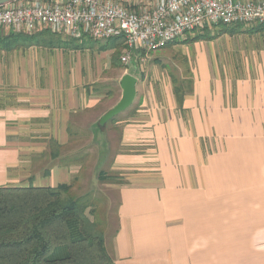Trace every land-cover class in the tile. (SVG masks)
<instances>
[{"label": "crops", "instance_id": "0c3cea01", "mask_svg": "<svg viewBox=\"0 0 264 264\" xmlns=\"http://www.w3.org/2000/svg\"><path fill=\"white\" fill-rule=\"evenodd\" d=\"M218 34L233 40L237 60L214 65L203 39L181 48L187 88L184 77L142 73L165 67L164 50L126 65L116 39L1 46L0 185L69 184L78 165L59 159L89 131L98 161L122 181L104 233L114 264H264V24ZM125 73L137 78L135 97L106 136L94 126L121 98ZM50 140L64 146L58 158Z\"/></svg>", "mask_w": 264, "mask_h": 264}, {"label": "built area", "instance_id": "2783aa9c", "mask_svg": "<svg viewBox=\"0 0 264 264\" xmlns=\"http://www.w3.org/2000/svg\"><path fill=\"white\" fill-rule=\"evenodd\" d=\"M128 1V2H126ZM135 5V6H134ZM264 24V0H12L0 5V29L64 37H122L123 64L163 48L188 31L219 25Z\"/></svg>", "mask_w": 264, "mask_h": 264}, {"label": "trees", "instance_id": "16d2710c", "mask_svg": "<svg viewBox=\"0 0 264 264\" xmlns=\"http://www.w3.org/2000/svg\"><path fill=\"white\" fill-rule=\"evenodd\" d=\"M238 25L219 26L228 30ZM0 39L7 47H54L76 40L48 29L34 33L9 31L0 34ZM112 39L124 46L122 37L106 40ZM199 39L203 34L186 40ZM173 90L180 103L185 91L181 85ZM63 148L50 140V158H58ZM79 160V153H74L59 159V163L78 165ZM73 181L55 187L37 186L32 181L25 186L0 185V264H114L104 243L103 227L93 216L92 201L72 194Z\"/></svg>", "mask_w": 264, "mask_h": 264}, {"label": "rangeland", "instance_id": "374dc122", "mask_svg": "<svg viewBox=\"0 0 264 264\" xmlns=\"http://www.w3.org/2000/svg\"><path fill=\"white\" fill-rule=\"evenodd\" d=\"M246 25V24H240ZM252 25V24H251ZM246 25V26H251ZM255 25V24H254ZM222 28L221 26L218 27H211L208 30L203 29H195L192 31H188L179 38H177L176 43H171L163 48L152 50L151 53H159L162 52L163 54L159 57L161 63L165 64L164 68H160L155 66L154 69L149 70L147 69V65L140 69L142 73L145 74L147 77L149 76H166L168 73L171 77L180 78L184 77L185 84L184 87L187 88L186 81H188V74L185 71V63L183 60V56L186 52H180V49H185V47H189L195 41L186 40L191 39L195 35L203 34V40L206 43L212 44L215 49L216 55L211 58L212 63L215 65L219 63L223 66L224 64L234 63L237 60V56L239 55L238 50L235 49V44L233 40L231 42H226L225 36L220 38L219 29ZM44 30V29H43ZM8 30L0 29V34L8 33ZM185 39V40H182ZM212 40L213 42H207L208 40ZM226 42V43H225ZM225 44H228V53L225 55L223 49ZM2 42L0 39V46H2ZM173 46L175 48H173ZM162 49V50H161ZM172 49V50H170ZM184 51V50H183ZM191 55V53H189ZM150 58V57H149ZM148 58V59H149ZM175 60L181 61L177 63ZM172 61V62H171ZM147 60L145 61V63ZM144 63V65H145ZM222 69V68H221ZM223 70V69H222ZM144 75V76H145ZM139 78V73H137ZM106 123L94 126L95 131L104 130L106 131V136L109 135V129H104ZM98 127V129H97ZM117 131L115 132V134ZM99 135V134H97ZM101 140L103 137L99 135ZM99 140L97 138H91V133L89 131H82L77 133V136L73 138V141L70 145L65 148L69 155L74 153H79V157H81L80 164H78V169L73 172V185L71 188L72 194L76 197L85 198L88 197L89 200L92 201L91 208L94 210L93 216L97 221H99L103 227V231L106 235L110 234L112 231V227L115 223V214H116V204H117V194L115 189V185L118 182H122L120 177L114 176L111 171L108 170V167L103 162L98 161V151H99ZM76 167V166H75ZM100 173H103L102 175ZM92 217V216H91ZM93 218V217H92Z\"/></svg>", "mask_w": 264, "mask_h": 264}, {"label": "water", "instance_id": "95a60500", "mask_svg": "<svg viewBox=\"0 0 264 264\" xmlns=\"http://www.w3.org/2000/svg\"><path fill=\"white\" fill-rule=\"evenodd\" d=\"M12 0H0V5H3ZM137 78L129 73H125L120 80V87L122 90L121 98L119 101L108 109L99 119L100 124L115 118L119 113L126 110L133 102L135 97V84Z\"/></svg>", "mask_w": 264, "mask_h": 264}]
</instances>
